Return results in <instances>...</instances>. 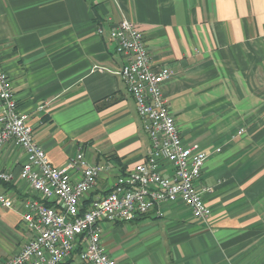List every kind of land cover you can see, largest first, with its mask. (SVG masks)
<instances>
[{
    "label": "crops",
    "instance_id": "crops-1",
    "mask_svg": "<svg viewBox=\"0 0 264 264\" xmlns=\"http://www.w3.org/2000/svg\"><path fill=\"white\" fill-rule=\"evenodd\" d=\"M124 19L143 32L153 70L173 74L163 90L183 142L210 154L199 186L212 188L203 195L211 215L169 203L162 214L104 223L106 252L116 264H264V0H0V65L36 142L54 166L81 152L105 166L83 207L146 159L133 97L119 76L95 69L124 66L108 35ZM26 161L14 142L0 148V168L15 176L0 182L15 206L0 204V262L32 237Z\"/></svg>",
    "mask_w": 264,
    "mask_h": 264
},
{
    "label": "built area",
    "instance_id": "built-area-1",
    "mask_svg": "<svg viewBox=\"0 0 264 264\" xmlns=\"http://www.w3.org/2000/svg\"><path fill=\"white\" fill-rule=\"evenodd\" d=\"M98 33L107 32L100 28ZM108 35L125 64L117 72L95 69L115 74L125 83L150 140L147 157L82 211L83 200L95 189L105 166L90 164L82 152L65 167L54 166L36 142L29 116L19 111L12 83L0 65V148L14 142L24 150L27 161L20 179L37 194L22 204L23 221L32 237L0 264H116L105 250L102 224L132 222L154 211L162 214L161 207L169 203L187 206L198 220L211 215L203 195L212 188L199 186L210 154L198 143L182 140L163 90L172 72L153 70L143 32L135 22L124 19L112 25ZM77 171L81 177L74 182L72 173ZM14 180L12 172L0 168L1 183ZM0 204L15 207L5 195H0Z\"/></svg>",
    "mask_w": 264,
    "mask_h": 264
},
{
    "label": "trees",
    "instance_id": "trees-1",
    "mask_svg": "<svg viewBox=\"0 0 264 264\" xmlns=\"http://www.w3.org/2000/svg\"><path fill=\"white\" fill-rule=\"evenodd\" d=\"M87 207H88V206H84L83 209H82V211H84Z\"/></svg>",
    "mask_w": 264,
    "mask_h": 264
}]
</instances>
